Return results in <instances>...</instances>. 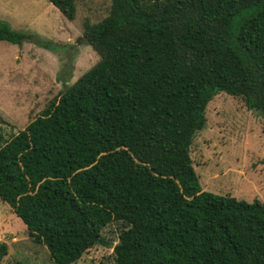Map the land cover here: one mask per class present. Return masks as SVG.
<instances>
[{
	"label": "trees",
	"instance_id": "obj_1",
	"mask_svg": "<svg viewBox=\"0 0 264 264\" xmlns=\"http://www.w3.org/2000/svg\"><path fill=\"white\" fill-rule=\"evenodd\" d=\"M46 1L74 16L75 0ZM81 40L97 62L0 136V200L49 264H72L112 222V264H264V203L202 190L188 151L220 91L264 117V0H109ZM0 41L65 60L2 19Z\"/></svg>",
	"mask_w": 264,
	"mask_h": 264
},
{
	"label": "rangeland",
	"instance_id": "obj_2",
	"mask_svg": "<svg viewBox=\"0 0 264 264\" xmlns=\"http://www.w3.org/2000/svg\"><path fill=\"white\" fill-rule=\"evenodd\" d=\"M75 13L66 19L46 0H0V19L11 29L35 33L63 45L65 60L32 42L0 41V136L7 139L38 115L66 84L99 59L82 42L83 22L99 21L109 0H75ZM79 39V40H78ZM205 126L194 132L188 148L202 190L264 203V117L247 109L239 96L216 93L204 110ZM116 222L105 226L103 243L86 249L72 264H112L117 242ZM0 242L6 253L0 264H49L43 244L32 242L23 223L0 200Z\"/></svg>",
	"mask_w": 264,
	"mask_h": 264
}]
</instances>
